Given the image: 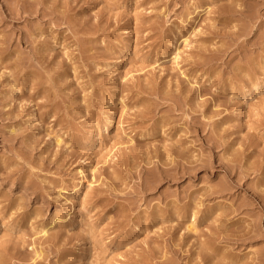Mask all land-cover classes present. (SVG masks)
<instances>
[{
	"label": "rangeland",
	"instance_id": "374dc122",
	"mask_svg": "<svg viewBox=\"0 0 264 264\" xmlns=\"http://www.w3.org/2000/svg\"><path fill=\"white\" fill-rule=\"evenodd\" d=\"M0 264H264V0H0Z\"/></svg>",
	"mask_w": 264,
	"mask_h": 264
},
{
	"label": "bare ground",
	"instance_id": "6f19581e",
	"mask_svg": "<svg viewBox=\"0 0 264 264\" xmlns=\"http://www.w3.org/2000/svg\"><path fill=\"white\" fill-rule=\"evenodd\" d=\"M196 7H198V6H196ZM208 8V7H207ZM7 10V9H6ZM6 10H5V12H6ZM21 10H23V9H21ZM38 10V9H37ZM8 11V10H7ZM9 12V11H8ZM23 12H24V10H23ZM48 14V13H47ZM51 14H54V13H51ZM50 14V15H51ZM43 15H45V14H43ZM258 197V196H257ZM260 199V198H259ZM160 211H159V213H158V215H157V218H162V217H165V215H166V210H164V209H162V208H160L159 209ZM153 215L154 214H151V217H152V219H153ZM193 218V217H192ZM193 220H195V218L193 219ZM190 222V221H189ZM194 222V224H192L193 226L195 225V221H193ZM191 223H192V221H191ZM191 224H189V230L188 231H193V229L195 228H193V226H192ZM193 228V229H192ZM188 229V228H187ZM191 229V230H190ZM194 231H195V229H194Z\"/></svg>",
	"mask_w": 264,
	"mask_h": 264
}]
</instances>
